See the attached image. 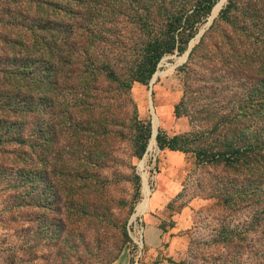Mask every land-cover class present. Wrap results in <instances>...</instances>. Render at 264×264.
Returning a JSON list of instances; mask_svg holds the SVG:
<instances>
[{
  "label": "rangeland",
  "instance_id": "1",
  "mask_svg": "<svg viewBox=\"0 0 264 264\" xmlns=\"http://www.w3.org/2000/svg\"><path fill=\"white\" fill-rule=\"evenodd\" d=\"M219 1L0 0V264H264V196L158 140L205 143L260 64Z\"/></svg>",
  "mask_w": 264,
  "mask_h": 264
},
{
  "label": "trees",
  "instance_id": "2",
  "mask_svg": "<svg viewBox=\"0 0 264 264\" xmlns=\"http://www.w3.org/2000/svg\"><path fill=\"white\" fill-rule=\"evenodd\" d=\"M166 1L174 2L157 0L156 7L160 9ZM220 17L233 27L235 37L242 34L249 40L254 37L258 42L260 40L257 46L262 52L260 64L254 68L253 76H246L242 80L240 93L244 91L245 98L238 97L237 106L229 103L222 108L219 118L214 120L210 139L205 143H197L194 134H183L168 142H162L159 137L158 140L163 148L170 147L196 156L201 163L222 164L233 170L236 181L230 188L234 191L230 193L231 198L236 197L233 194L243 200L261 198L264 196V5L258 6L253 0H229ZM172 47L164 43L151 54L155 55L157 61L165 53L171 52ZM233 51L235 54L240 50L233 48ZM148 57L151 58V55ZM251 58L250 54L244 60L250 61ZM225 102L221 103V107ZM259 215L260 223L264 226V209Z\"/></svg>",
  "mask_w": 264,
  "mask_h": 264
},
{
  "label": "bare ground",
  "instance_id": "3",
  "mask_svg": "<svg viewBox=\"0 0 264 264\" xmlns=\"http://www.w3.org/2000/svg\"><path fill=\"white\" fill-rule=\"evenodd\" d=\"M225 0H220L218 3H217V5L215 6V8H214V12H212V14H211V18H210V20L211 19H214L217 15H218V13L220 12V10L222 9V7H223V5L225 4ZM194 43V42H193ZM195 46V45H194ZM186 55H187V53L184 55V58L183 59H180V61H181V63H182V60H185L186 59ZM177 64V63H176ZM175 64V65H176ZM169 68V67H168ZM151 104V113H152V117H153V122H154V131L156 132V128L155 127H157L158 126V124H159V120H158V117H157V115H156V112H155V109H154V106H153V102H151L150 103ZM153 138H154V136H153ZM153 140H155V138L153 139ZM155 142V141H154ZM149 194H150V190H149ZM147 195V194H146ZM147 198H149V195L147 196ZM147 207V202L146 201H143V202H141V203H139V205H138V207H137V210H138V212L139 213H141L145 208Z\"/></svg>",
  "mask_w": 264,
  "mask_h": 264
},
{
  "label": "water",
  "instance_id": "4",
  "mask_svg": "<svg viewBox=\"0 0 264 264\" xmlns=\"http://www.w3.org/2000/svg\"><path fill=\"white\" fill-rule=\"evenodd\" d=\"M225 1H227V0H225ZM212 21H213V19H211L209 21L208 25H210L212 23ZM201 35H202V33L199 34L198 38L201 37ZM192 45H193V43L190 44L189 50H188L187 55H186V59L188 58L190 52L192 51ZM156 77H157V75H155L154 78L152 79V83H154V81L156 80ZM154 138H156V134H154Z\"/></svg>",
  "mask_w": 264,
  "mask_h": 264
},
{
  "label": "crops",
  "instance_id": "5",
  "mask_svg": "<svg viewBox=\"0 0 264 264\" xmlns=\"http://www.w3.org/2000/svg\"><path fill=\"white\" fill-rule=\"evenodd\" d=\"M146 208H147V207H146ZM146 208H145V209H146ZM145 209H144V210H145ZM144 210H143V211H144ZM143 211H142V212H143Z\"/></svg>",
  "mask_w": 264,
  "mask_h": 264
}]
</instances>
